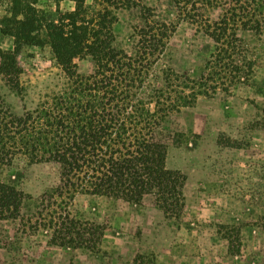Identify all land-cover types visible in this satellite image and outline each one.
Listing matches in <instances>:
<instances>
[{
    "label": "rangeland",
    "instance_id": "1",
    "mask_svg": "<svg viewBox=\"0 0 264 264\" xmlns=\"http://www.w3.org/2000/svg\"><path fill=\"white\" fill-rule=\"evenodd\" d=\"M33 2L26 1L51 21L74 8L71 0ZM141 4L153 9L156 21L176 25L138 95L154 112L155 91L166 90V76L196 78L214 43L197 25L181 20L168 0ZM12 10L11 0H0L3 50L13 47L12 37L1 32ZM114 14L113 46L133 55L140 9ZM220 14V7L205 12L211 21ZM237 36L251 62L248 81L198 96L192 107L170 109L171 101L162 107L154 139L166 146V169L186 178L179 214L165 215L154 196L138 205L85 194L69 199L67 191L58 190L54 163L17 156L11 166L0 165V183L15 187L27 201L17 219L0 218V264H264V30L239 29ZM75 63L79 74L93 70L90 58ZM15 68L9 82L0 73V97L17 116L46 104L66 84L47 46H23ZM53 222L66 228L75 222L80 232L67 243L59 240L67 232L55 234Z\"/></svg>",
    "mask_w": 264,
    "mask_h": 264
},
{
    "label": "trees",
    "instance_id": "2",
    "mask_svg": "<svg viewBox=\"0 0 264 264\" xmlns=\"http://www.w3.org/2000/svg\"><path fill=\"white\" fill-rule=\"evenodd\" d=\"M11 0V18H5L4 35L13 39L11 50L0 47V73L11 81L16 58L23 46H47L66 77V84L50 101L23 115H14L0 97V165L11 166L17 156L30 163H54L59 170V192L99 196L138 205L154 196L165 215L179 214L184 206L186 178L165 167L166 146L155 141V129L170 109L192 107L198 96L245 83L252 74L244 56L239 29L264 30V0H168L179 18L198 26L214 43V50L194 77L167 75L165 89L153 98L156 110L138 98L151 67L163 55L175 24L154 19L153 9L140 0H71L72 11L56 21L29 6ZM35 3V0H33ZM138 7L141 28H135L137 48L128 55L113 46L114 10ZM221 8L214 21L205 16ZM18 17H21L20 19ZM90 58L93 70L77 72L75 61ZM166 107V106H165ZM173 107V108H172ZM27 198L15 187L0 183V218L17 219ZM59 239L70 243L80 232L75 222L66 228L53 222ZM69 224H72L70 221ZM62 244V243H61ZM62 244L61 246H64Z\"/></svg>",
    "mask_w": 264,
    "mask_h": 264
}]
</instances>
